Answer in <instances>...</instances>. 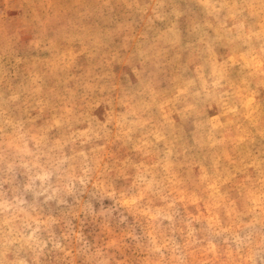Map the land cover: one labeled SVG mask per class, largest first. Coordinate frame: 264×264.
I'll return each mask as SVG.
<instances>
[{"label":"clouds","instance_id":"clouds-1","mask_svg":"<svg viewBox=\"0 0 264 264\" xmlns=\"http://www.w3.org/2000/svg\"><path fill=\"white\" fill-rule=\"evenodd\" d=\"M0 264H264V0H0Z\"/></svg>","mask_w":264,"mask_h":264}]
</instances>
